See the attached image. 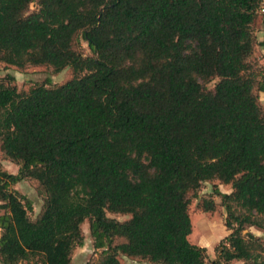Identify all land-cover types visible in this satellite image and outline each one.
Wrapping results in <instances>:
<instances>
[{
	"label": "trees",
	"instance_id": "trees-1",
	"mask_svg": "<svg viewBox=\"0 0 264 264\" xmlns=\"http://www.w3.org/2000/svg\"><path fill=\"white\" fill-rule=\"evenodd\" d=\"M261 9L264 24L262 0H0V62L72 69L60 85L0 81V147L20 166L0 162L2 264H73L86 220L94 264H264L245 233L264 228ZM26 178L45 192L36 219L13 188ZM212 180L232 187L216 190L231 233L213 260L190 240L192 196Z\"/></svg>",
	"mask_w": 264,
	"mask_h": 264
},
{
	"label": "rangeland",
	"instance_id": "rangeland-1",
	"mask_svg": "<svg viewBox=\"0 0 264 264\" xmlns=\"http://www.w3.org/2000/svg\"><path fill=\"white\" fill-rule=\"evenodd\" d=\"M262 7L264 8V0H262ZM37 9V3L31 5L30 10ZM263 9L259 11V16L254 24V33L256 37V46L254 53L250 60L258 71H264V24H263ZM78 48L85 55H91V50L84 40H80ZM8 75L15 77V83L20 90H28L35 84L45 83L49 80L52 85H60L65 83L72 77V69L65 68L61 72H55L51 66H28L25 69H20L13 65H6L0 62V81L7 78ZM261 79V76L258 77ZM218 79L208 84V87L214 89ZM260 103L264 107V91L258 93ZM0 162L5 170L10 173L17 174L20 166L11 161L1 150L0 147ZM13 188L27 196L33 203V210L29 212L32 219L40 214L45 200V192L40 183L33 178H26L21 182L13 185ZM220 190L224 193L232 191L231 184H224L219 180H212L204 182L197 194L192 196L191 203V218L193 223V232L190 240L198 245L205 246L211 260L217 258L216 248L221 242L231 233L226 226L227 211L222 205V198L216 193ZM204 200H214L216 208L212 212H206L202 208ZM110 216L119 220H126L130 218V214L109 213ZM84 234V245L77 247L72 254L73 264H86L88 262L94 264L98 261L101 250L94 248V240L90 232V223L86 220L82 224ZM251 232L259 237L264 244V228L257 226H249L245 233ZM122 239H116L115 243L121 242ZM36 260L25 261L23 264H36ZM121 264H153L149 261H143L121 255ZM230 264H244L242 260H234Z\"/></svg>",
	"mask_w": 264,
	"mask_h": 264
},
{
	"label": "crops",
	"instance_id": "crops-1",
	"mask_svg": "<svg viewBox=\"0 0 264 264\" xmlns=\"http://www.w3.org/2000/svg\"><path fill=\"white\" fill-rule=\"evenodd\" d=\"M3 212L2 211H0V214H2ZM0 234H1V229H0ZM0 264H2V262L0 261Z\"/></svg>",
	"mask_w": 264,
	"mask_h": 264
}]
</instances>
